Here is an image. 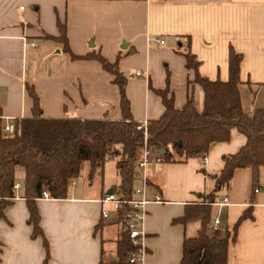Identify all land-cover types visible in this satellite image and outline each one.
Wrapping results in <instances>:
<instances>
[{
	"label": "crops",
	"instance_id": "1",
	"mask_svg": "<svg viewBox=\"0 0 264 264\" xmlns=\"http://www.w3.org/2000/svg\"><path fill=\"white\" fill-rule=\"evenodd\" d=\"M60 22L75 54L96 52L118 60L138 122L164 112L154 89L166 87L168 76L177 108L193 95L197 109H203L204 91L178 52L185 36L201 61L200 74L212 80H227L229 49L240 52L243 108L252 114L264 107V0H0V118L5 124L32 115L28 86L48 117H123L114 75L97 59H74L62 41L45 37H59ZM246 140L233 128L228 141L214 143L206 154L148 164L142 264H181L185 237L197 236L206 216L204 210L195 214L196 206L206 204L223 157L238 152ZM83 166L68 197L37 199L44 236L36 237L23 197L24 169L17 167L20 187L0 217V264H100L117 258L121 223L106 200L121 182L117 167L115 181L105 186V163L93 176L90 163L84 174ZM85 174L88 180L81 182ZM251 175L250 168L236 169L208 208V234L230 233L226 264H264V166L259 191L253 190ZM225 197L228 202L220 205ZM245 211L252 217L239 223L234 237V225ZM186 213L189 220L178 221Z\"/></svg>",
	"mask_w": 264,
	"mask_h": 264
},
{
	"label": "trees",
	"instance_id": "2",
	"mask_svg": "<svg viewBox=\"0 0 264 264\" xmlns=\"http://www.w3.org/2000/svg\"><path fill=\"white\" fill-rule=\"evenodd\" d=\"M59 27V37L50 34L45 37L62 41L63 49L74 59H97L104 69L114 75V82L120 89L123 117L119 120L48 117L44 115L38 94L28 86L33 98L32 115L15 118L12 133L3 131L5 123L0 118V217L4 216L5 208L17 195L14 187L17 183L16 169L22 167L23 197L29 207V222L33 225L34 237L44 236L37 199L42 198L44 192H48L52 198L68 197L70 184L81 176L85 162L90 163L89 175L93 176L108 158H115L121 182L113 188V192L122 199H133L135 182L140 179L136 164L145 142L144 132L138 129L139 122L131 113L126 93L128 78L120 70L118 60L112 62L96 52L75 54L69 47L65 25L60 22ZM185 39L178 52L185 56L187 68L195 72L194 82L204 91L203 109H197L193 95L189 96L182 108H177L168 76L166 87L154 89L161 97L165 110L159 118L148 121L147 146L163 161L173 162L182 157L206 154L214 143L228 141L233 128L246 136V143L238 152L223 157L224 166L215 178L213 189L206 196V204L196 206L195 214L206 211L198 235L185 237L183 241L181 264H226L230 233L224 237L208 234V208L218 201L219 192L229 186L238 168H250L252 188H258L261 167L264 166V107L255 109L252 114L243 108L239 89L240 52L230 47L229 78L212 80L200 74L201 61L191 51V37L185 36ZM161 149L165 150L163 154L160 153ZM129 210V204L117 210V220L121 223L117 258L110 262L101 261L100 264H131L129 255L138 246L130 235ZM248 217H252L251 211L241 215L233 228L234 237L239 223ZM189 218L190 215L186 213L178 221L186 222ZM44 243L48 247L46 239Z\"/></svg>",
	"mask_w": 264,
	"mask_h": 264
},
{
	"label": "built area",
	"instance_id": "3",
	"mask_svg": "<svg viewBox=\"0 0 264 264\" xmlns=\"http://www.w3.org/2000/svg\"><path fill=\"white\" fill-rule=\"evenodd\" d=\"M160 43H164V40H158ZM148 121H142L138 124V129H142L144 132V145L141 151L140 158L136 164L140 174L141 181L143 183L142 188L135 189V194L139 195V198H133L130 200L122 199L118 194L112 192L107 197L106 200L111 201L114 204V207L116 210L120 209L124 204L130 205V210L127 214V219L130 227V235L133 239V242L138 246V249L135 252H132L129 255V262L131 264H142L145 250L143 247V231H142V221L146 214V205L149 203V199L146 197V185H147V177L145 174V170L148 166V164L152 161H163V159L153 154L150 149L147 146V138H148ZM14 129V125L5 124L3 127V131L6 133H12ZM160 154V153H159ZM207 156H204V160L207 161ZM75 180V179H74ZM73 180V181H74ZM72 181V182H73ZM71 182V183H72ZM15 189L17 190L20 187V183L15 184ZM256 191H259V189H256ZM49 198L50 195L48 192L43 193L42 198ZM156 201H162L161 197L157 196ZM228 202V198L225 197L223 201L218 202L220 205L226 204ZM219 222L218 219L215 220V223L217 224ZM216 229V227H215Z\"/></svg>",
	"mask_w": 264,
	"mask_h": 264
},
{
	"label": "rangeland",
	"instance_id": "4",
	"mask_svg": "<svg viewBox=\"0 0 264 264\" xmlns=\"http://www.w3.org/2000/svg\"><path fill=\"white\" fill-rule=\"evenodd\" d=\"M87 167H89V163L86 162L84 163V173L87 172ZM115 167H116V159L115 158H108L105 162V172H104V179H105V186H107V184L111 183V182H114L115 181V178H116V172H115ZM23 176V174H21L20 172L17 173V178L21 179ZM88 180V176L87 174L83 175L80 179L81 182H84ZM94 183H98V185L101 184V180L97 177L94 178ZM137 188H142V182L137 180L135 182V189ZM105 190L107 191L108 188L105 187Z\"/></svg>",
	"mask_w": 264,
	"mask_h": 264
},
{
	"label": "water",
	"instance_id": "5",
	"mask_svg": "<svg viewBox=\"0 0 264 264\" xmlns=\"http://www.w3.org/2000/svg\"><path fill=\"white\" fill-rule=\"evenodd\" d=\"M164 152H165L164 149H161V150H160V153H161V154H163ZM112 191H113V190H110V192H112Z\"/></svg>",
	"mask_w": 264,
	"mask_h": 264
}]
</instances>
